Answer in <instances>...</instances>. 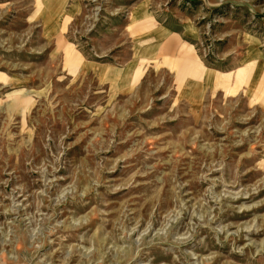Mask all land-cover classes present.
<instances>
[{
  "label": "rangeland",
  "instance_id": "374dc122",
  "mask_svg": "<svg viewBox=\"0 0 264 264\" xmlns=\"http://www.w3.org/2000/svg\"><path fill=\"white\" fill-rule=\"evenodd\" d=\"M0 264H264V0H0Z\"/></svg>",
  "mask_w": 264,
  "mask_h": 264
},
{
  "label": "crops",
  "instance_id": "0c3cea01",
  "mask_svg": "<svg viewBox=\"0 0 264 264\" xmlns=\"http://www.w3.org/2000/svg\"><path fill=\"white\" fill-rule=\"evenodd\" d=\"M183 56L175 57L174 58L175 61L173 60L175 62V64L174 63L173 64L176 65V67H178L179 70L185 71V73H187L186 71L190 70L192 68V66H194V68L196 67L197 70L200 71V75H198V78H196L197 80H201L204 76H207L208 71L207 72L204 71L202 65L200 63H198L199 61L197 62L196 60H193L191 58H186V57H183ZM186 56L188 57V55H186ZM132 60H133V56L130 55V61H132ZM181 68H183V69H181ZM240 77H241V75L237 74V78H240Z\"/></svg>",
  "mask_w": 264,
  "mask_h": 264
},
{
  "label": "bare ground",
  "instance_id": "6f19581e",
  "mask_svg": "<svg viewBox=\"0 0 264 264\" xmlns=\"http://www.w3.org/2000/svg\"><path fill=\"white\" fill-rule=\"evenodd\" d=\"M204 73V72H203Z\"/></svg>",
  "mask_w": 264,
  "mask_h": 264
}]
</instances>
